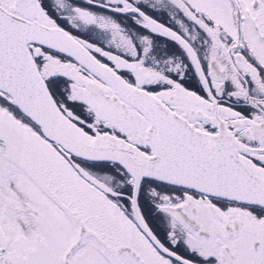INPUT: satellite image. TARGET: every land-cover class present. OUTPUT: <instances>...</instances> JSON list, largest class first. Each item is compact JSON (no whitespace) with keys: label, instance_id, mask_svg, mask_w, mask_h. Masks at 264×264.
Returning a JSON list of instances; mask_svg holds the SVG:
<instances>
[{"label":"snow or ice","instance_id":"snow-or-ice-1","mask_svg":"<svg viewBox=\"0 0 264 264\" xmlns=\"http://www.w3.org/2000/svg\"><path fill=\"white\" fill-rule=\"evenodd\" d=\"M0 264H264V0H0Z\"/></svg>","mask_w":264,"mask_h":264}]
</instances>
